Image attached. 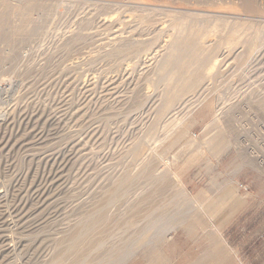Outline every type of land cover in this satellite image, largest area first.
Returning <instances> with one entry per match:
<instances>
[{"label":"rangeland","instance_id":"obj_1","mask_svg":"<svg viewBox=\"0 0 264 264\" xmlns=\"http://www.w3.org/2000/svg\"><path fill=\"white\" fill-rule=\"evenodd\" d=\"M0 21V264H48L103 212L65 264L246 253L182 175L262 204L264 0H0Z\"/></svg>","mask_w":264,"mask_h":264},{"label":"crops","instance_id":"obj_2","mask_svg":"<svg viewBox=\"0 0 264 264\" xmlns=\"http://www.w3.org/2000/svg\"><path fill=\"white\" fill-rule=\"evenodd\" d=\"M182 180L187 191L197 203L203 206L204 212L216 228L221 230L226 227L224 224L230 223L232 238L238 237V233L242 230L245 231L247 238L251 237V240L246 243V253L244 255L240 254L235 264H238V261H244L245 264H264V223L262 233L259 234V237L253 239L254 232L258 231L257 217L261 215V219L264 221V196L259 207L251 201L253 199H244L237 190L234 192L217 188L215 182L206 173H199L196 179L182 175ZM219 203L225 206L220 207ZM235 243L232 242L231 244H234L235 251L239 255V248H237L239 245ZM211 254L214 256H209L208 259L207 257L198 259L196 264H221V259H217L219 256L217 252L214 251ZM169 256L172 258L170 264H187L182 260H178L176 254L172 253ZM240 264L242 263L240 262Z\"/></svg>","mask_w":264,"mask_h":264},{"label":"bare ground","instance_id":"obj_3","mask_svg":"<svg viewBox=\"0 0 264 264\" xmlns=\"http://www.w3.org/2000/svg\"><path fill=\"white\" fill-rule=\"evenodd\" d=\"M2 21V20H1ZM0 21V22H1ZM216 63V62H214ZM214 65V64H213ZM212 66V64H211ZM210 66V67H211ZM209 67V68H210ZM138 176V175H137ZM128 181V180H127ZM122 183V182H121ZM120 183V184H121ZM147 187V186H146ZM117 190V189H116ZM113 193V192H112ZM102 202V201H101ZM98 206V205H97ZM95 218V219H94ZM107 219H109L107 216H106ZM104 216V212L103 213H98L96 214L94 217H93V220L96 222L95 225H94V221L93 220H88L86 222H84L83 224L79 225V227H77L78 229L75 230L73 232V234L70 235V242H67L69 244H67V246L65 247V245L63 246L64 248L61 250L57 249V251H55L51 258V260L48 262V264H65L66 263V260L67 258L70 256V257H76L77 259L78 258H81V257H84L83 255V252L85 251L86 249V244H88L92 239V237L90 236L91 233L93 231H97L98 230V224L101 225V223L103 222L105 224V220H107ZM111 221V219H109ZM113 222V221H112ZM108 223V222H107ZM107 223L105 225H107ZM101 227V226H100ZM95 238V237H94ZM145 239V238H144ZM146 240V239H145ZM50 241V240H49ZM147 243V241H146ZM91 244V243H89ZM94 245V244H93ZM145 245V244H144ZM143 245V246H144ZM96 246V245H95ZM88 247V246H87ZM214 252V251H213ZM85 254V253H84ZM88 254V253H86ZM156 255V254H155ZM68 256V257H67ZM86 256V255H85ZM218 256V255H217ZM49 257V256H48ZM67 257V258H66ZM72 257V258H73ZM74 259V258H73ZM72 259V261H73ZM83 261H84V258H82ZM70 261V259H69ZM71 261V262H72ZM75 261V260H74ZM73 261V263H74ZM79 261V260H78ZM77 261V262H78ZM68 262V261H67ZM67 264H70V263H67ZM72 264V263H71ZM148 264H164L163 262V259L162 257H160L158 254L156 256H154L149 262Z\"/></svg>","mask_w":264,"mask_h":264},{"label":"built area","instance_id":"obj_4","mask_svg":"<svg viewBox=\"0 0 264 264\" xmlns=\"http://www.w3.org/2000/svg\"><path fill=\"white\" fill-rule=\"evenodd\" d=\"M236 187L239 191H241L243 193L249 192V186L245 183H236Z\"/></svg>","mask_w":264,"mask_h":264}]
</instances>
